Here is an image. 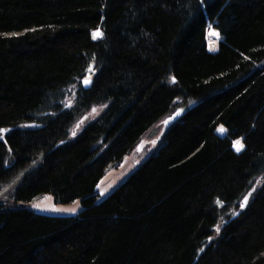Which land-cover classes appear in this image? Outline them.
Here are the masks:
<instances>
[{"label":"trees","instance_id":"1","mask_svg":"<svg viewBox=\"0 0 264 264\" xmlns=\"http://www.w3.org/2000/svg\"><path fill=\"white\" fill-rule=\"evenodd\" d=\"M39 158L0 203V264H264V0H0V183ZM44 193L85 207L34 212Z\"/></svg>","mask_w":264,"mask_h":264},{"label":"rangeland","instance_id":"2","mask_svg":"<svg viewBox=\"0 0 264 264\" xmlns=\"http://www.w3.org/2000/svg\"><path fill=\"white\" fill-rule=\"evenodd\" d=\"M97 33V32H96ZM100 33V32H98ZM101 35V33H100ZM97 36V37H100ZM220 39V35L218 32H216L212 27L208 30V45L211 51H215L217 49L218 41ZM87 76H91V73H88L84 78ZM72 89V93H73ZM75 98V93H73L67 101L71 102ZM188 103L186 102H179L178 105L174 108V110L166 116L162 121L165 120H172L173 118L179 117L187 108ZM103 106L94 107L90 113L80 122L77 123L75 126L74 135L80 131V129L87 124L88 122L94 120L102 111ZM95 110V111H93ZM24 127H35L37 126V123H28L23 125ZM165 127V122L159 123L154 130L150 131L142 140H152L156 138L161 131ZM222 133H225L224 129H222ZM8 130L5 133H7ZM141 140V141H142ZM241 144V143H240ZM151 145H147L144 147L140 152L137 151V149L127 158V160L123 163H120L111 170V173H113L112 177L108 181V183L98 188V196L97 200L98 202L106 198L117 186L118 184L123 181L124 178H126L129 174H131L135 169H137V165H140L143 161V159L148 155L149 149ZM235 148L237 150V142L235 143ZM242 148V147H241ZM240 148V149H241ZM41 158L37 159L36 161L29 164L25 169L20 170L17 174L14 176H11L10 178L2 181L0 183V203H7L9 206H15V195L18 186L23 181V178L25 174L35 168H37L41 163ZM123 174L122 176H118L119 179L117 182L113 180L115 175L117 174ZM27 206L33 210L34 212L49 215V216H76L80 214V212L84 209V198L76 199L73 202L70 203H57L55 200V197L52 193H44L40 194L37 197H35L32 201L26 203ZM226 221L224 218H222L215 228V232L213 236L209 239V242L216 240L219 238V236L222 233L223 226L225 225ZM217 228L219 230H217Z\"/></svg>","mask_w":264,"mask_h":264},{"label":"water","instance_id":"3","mask_svg":"<svg viewBox=\"0 0 264 264\" xmlns=\"http://www.w3.org/2000/svg\"><path fill=\"white\" fill-rule=\"evenodd\" d=\"M86 80H88V81H90L89 83H87V84H85V81ZM92 82H93V78L91 77V76H87L86 78H84V80H83V85H84V87L86 88V89H88V88H90L91 87V85H92ZM178 118V117H177ZM177 118H173L172 120H165V121H161L160 123H164L165 122V127H164V129L161 131V133L156 137V138H154V139H152V140H142L141 142H140V144L138 145V147H137V151H141L144 147H146L147 145H151V147H150V149H149V153H148V155L143 159V161L142 162H144L156 149H157V147L159 146V144L163 141V139H164V136H165V134H166V132H167V130L169 129V127L177 120ZM7 130H5V132H6ZM123 174L121 173V174H117V175H115V177L113 178V180H115V182H117V180L119 179V177L120 176H122ZM119 176V177H118ZM254 189H252V190H250L247 194H246V196L245 197H247V204L244 206V207H242V209H246V207H247V205H248V203H249V200H250V198H251V196H252V194L254 193ZM244 197V198H245ZM243 201H244V199H243Z\"/></svg>","mask_w":264,"mask_h":264},{"label":"snow or ice","instance_id":"4","mask_svg":"<svg viewBox=\"0 0 264 264\" xmlns=\"http://www.w3.org/2000/svg\"><path fill=\"white\" fill-rule=\"evenodd\" d=\"M99 35H100V33H98V32H97V33H93L94 38L97 37V36H99ZM89 82H90V81L86 80V81H85V84H87V83H89ZM93 111H95V110H93ZM221 131H223V130L221 129ZM241 147H242V145L240 144L239 141H237V151H239ZM246 204H247V197L244 198V201H243V203L241 204V207H244ZM217 230H219V229L217 228Z\"/></svg>","mask_w":264,"mask_h":264},{"label":"bare ground","instance_id":"5","mask_svg":"<svg viewBox=\"0 0 264 264\" xmlns=\"http://www.w3.org/2000/svg\"><path fill=\"white\" fill-rule=\"evenodd\" d=\"M217 32V31H216Z\"/></svg>","mask_w":264,"mask_h":264}]
</instances>
